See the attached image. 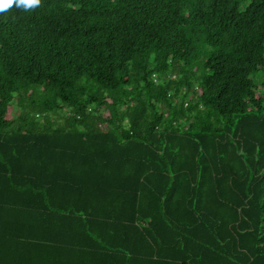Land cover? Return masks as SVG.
<instances>
[{
  "label": "trees",
  "instance_id": "1",
  "mask_svg": "<svg viewBox=\"0 0 264 264\" xmlns=\"http://www.w3.org/2000/svg\"><path fill=\"white\" fill-rule=\"evenodd\" d=\"M263 90L264 0L13 3L0 216L71 217L84 236L5 222L0 264L37 243L77 264H264Z\"/></svg>",
  "mask_w": 264,
  "mask_h": 264
},
{
  "label": "crops",
  "instance_id": "2",
  "mask_svg": "<svg viewBox=\"0 0 264 264\" xmlns=\"http://www.w3.org/2000/svg\"><path fill=\"white\" fill-rule=\"evenodd\" d=\"M69 218V219H68ZM75 220H71V217H48V216H24V217H10V216H0V226L2 224L9 223L13 226L15 234L19 233V236L32 237L36 236L38 240L42 237H49L51 240H58L62 242L64 240H82L80 237L84 236L81 232V226H78ZM18 223V224H17ZM30 223L35 225V227L25 226V224ZM47 237V238H48ZM33 238V237H32ZM45 242V241H43ZM83 242V241H82ZM47 243L34 244V246H27V248H21L18 246V250L23 255L18 257L17 264H77L79 259L78 253L76 251L65 249L58 245L47 246ZM33 247V248H31ZM8 259L11 260L13 251L12 249L5 250L3 252ZM81 255H83L81 253ZM87 256L83 255V258ZM84 261L82 260V263Z\"/></svg>",
  "mask_w": 264,
  "mask_h": 264
},
{
  "label": "clouds",
  "instance_id": "3",
  "mask_svg": "<svg viewBox=\"0 0 264 264\" xmlns=\"http://www.w3.org/2000/svg\"><path fill=\"white\" fill-rule=\"evenodd\" d=\"M13 3H15L17 7H23L27 10L39 6L40 0H0V12L9 9Z\"/></svg>",
  "mask_w": 264,
  "mask_h": 264
},
{
  "label": "rangeland",
  "instance_id": "4",
  "mask_svg": "<svg viewBox=\"0 0 264 264\" xmlns=\"http://www.w3.org/2000/svg\"><path fill=\"white\" fill-rule=\"evenodd\" d=\"M257 76H258V74H257V75H255V76H253V78H254V79H256V78H257ZM258 78L262 80V77H261V76H258ZM263 91H264V90H263Z\"/></svg>",
  "mask_w": 264,
  "mask_h": 264
}]
</instances>
